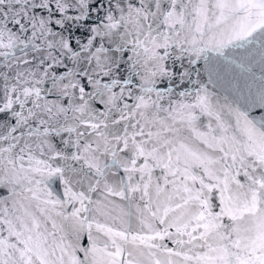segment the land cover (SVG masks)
Returning a JSON list of instances; mask_svg holds the SVG:
<instances>
[{
	"label": "snow or ice",
	"instance_id": "snow-or-ice-1",
	"mask_svg": "<svg viewBox=\"0 0 264 264\" xmlns=\"http://www.w3.org/2000/svg\"><path fill=\"white\" fill-rule=\"evenodd\" d=\"M0 264H264V0H0Z\"/></svg>",
	"mask_w": 264,
	"mask_h": 264
}]
</instances>
